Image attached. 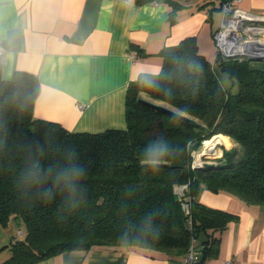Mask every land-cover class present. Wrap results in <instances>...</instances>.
<instances>
[{
	"label": "trees",
	"instance_id": "trees-1",
	"mask_svg": "<svg viewBox=\"0 0 264 264\" xmlns=\"http://www.w3.org/2000/svg\"><path fill=\"white\" fill-rule=\"evenodd\" d=\"M160 56L159 72L140 73L127 86L126 127L100 132H72L35 118L38 78L21 71L11 80L0 77V225L13 220L25 227L0 264H37L94 247H139L182 259L192 236L201 238L202 264L217 255L216 234L237 220L199 202L202 187L264 206V70L248 60L213 64L193 36ZM220 72L229 74L231 88ZM141 93L196 122L144 105ZM215 135L230 138L233 149L193 167L192 152L199 162L203 144L215 147L207 141ZM160 136L178 155L154 171L140 158ZM180 185H187L183 196L175 191Z\"/></svg>",
	"mask_w": 264,
	"mask_h": 264
},
{
	"label": "crops",
	"instance_id": "crops-1",
	"mask_svg": "<svg viewBox=\"0 0 264 264\" xmlns=\"http://www.w3.org/2000/svg\"><path fill=\"white\" fill-rule=\"evenodd\" d=\"M222 1L0 0V77L11 80L21 71L38 78L35 118L72 132L125 128L127 86L140 73L160 71L161 50L193 36L199 52L214 63L213 33L221 23ZM234 4L264 15V0ZM251 65L264 70L262 60ZM197 199L237 216L216 234L217 255L202 264L227 258L235 264H264V206L204 187ZM194 247L200 259L201 238ZM37 264L185 263L139 247H94L61 252Z\"/></svg>",
	"mask_w": 264,
	"mask_h": 264
},
{
	"label": "built area",
	"instance_id": "built-area-1",
	"mask_svg": "<svg viewBox=\"0 0 264 264\" xmlns=\"http://www.w3.org/2000/svg\"><path fill=\"white\" fill-rule=\"evenodd\" d=\"M241 0H223L221 2L222 19L219 27L213 33L215 60H248L250 62L258 61L257 58L264 59V15L254 13L235 6L234 3ZM2 52V41L0 39V54ZM213 63V64H214ZM213 136L207 140L213 142L215 147L210 148L203 144L204 153L200 155L206 156L210 152L216 153L218 149L219 156L222 155V148L224 146L223 139ZM220 141L217 143V139ZM217 148V149H216ZM201 150V149H200ZM199 151V150H198ZM195 151L192 152L193 167L201 165L202 161L199 157V162H196ZM187 185H180L175 187V191L179 196H183ZM185 210L188 212V205L184 204ZM192 232V225L189 226ZM22 230L17 231V235H22ZM195 238L191 237V245L182 258L185 264H198V256L194 248ZM221 264H235L232 258H227Z\"/></svg>",
	"mask_w": 264,
	"mask_h": 264
},
{
	"label": "rangeland",
	"instance_id": "rangeland-1",
	"mask_svg": "<svg viewBox=\"0 0 264 264\" xmlns=\"http://www.w3.org/2000/svg\"><path fill=\"white\" fill-rule=\"evenodd\" d=\"M220 77H221V80H222V84L225 87H227V88H231L232 87L231 84H230L231 83L230 79H229V77H228V75L226 73L220 72ZM141 97L144 98V99L147 98V100H149V101H152V102H155V103H158V104H161V105H165V106L173 109L168 104H166L164 102H161V101H158V100H154L151 97H149L148 95H146L145 93H141ZM223 144H224V146H223L222 150H224V149L225 150H231V149H233V147L235 145V143L228 137H227V141L223 140ZM218 152L219 151L217 149L215 154L210 152L208 155H206L204 157L201 156L200 157L201 161H208V162L215 161V162H217V160L220 157L219 155H217ZM18 230H22V232H24L25 227H24L23 224L18 223V222L13 221V220H11L7 226H1L0 225V260H3L4 258H6L9 255L10 251H9L8 245L10 244V240L13 237L17 236V231Z\"/></svg>",
	"mask_w": 264,
	"mask_h": 264
},
{
	"label": "clouds",
	"instance_id": "clouds-1",
	"mask_svg": "<svg viewBox=\"0 0 264 264\" xmlns=\"http://www.w3.org/2000/svg\"><path fill=\"white\" fill-rule=\"evenodd\" d=\"M227 75L229 76V74ZM144 100L147 101V98ZM176 155H178L177 151L169 145V142L163 136H160L146 145L140 158V164L158 171L162 165L166 164ZM84 171L83 168L79 169L80 174H83Z\"/></svg>",
	"mask_w": 264,
	"mask_h": 264
},
{
	"label": "water",
	"instance_id": "water-1",
	"mask_svg": "<svg viewBox=\"0 0 264 264\" xmlns=\"http://www.w3.org/2000/svg\"><path fill=\"white\" fill-rule=\"evenodd\" d=\"M257 60L264 61V59H260V58H257ZM140 100H141V102L144 105H146L148 107H151V108H153L155 110H158V111H160V112H162L164 114L170 115V116H172V117H174V118H176L178 120H182L184 122H196V120L191 118L190 116H188V115H186L184 113H180L179 111L171 109V108H169V107H167L165 105H161V104L149 101V100L146 101V100H144V98H141ZM205 165L213 166L215 164L214 163H205Z\"/></svg>",
	"mask_w": 264,
	"mask_h": 264
}]
</instances>
